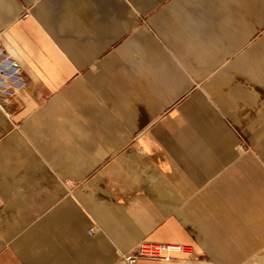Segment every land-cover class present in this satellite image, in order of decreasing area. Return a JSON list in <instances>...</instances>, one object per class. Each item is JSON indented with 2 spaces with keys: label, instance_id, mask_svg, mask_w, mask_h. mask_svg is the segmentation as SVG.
I'll return each mask as SVG.
<instances>
[{
  "label": "crops",
  "instance_id": "crops-1",
  "mask_svg": "<svg viewBox=\"0 0 264 264\" xmlns=\"http://www.w3.org/2000/svg\"><path fill=\"white\" fill-rule=\"evenodd\" d=\"M0 44V264L264 244V0H0Z\"/></svg>",
  "mask_w": 264,
  "mask_h": 264
},
{
  "label": "rangeland",
  "instance_id": "rangeland-1",
  "mask_svg": "<svg viewBox=\"0 0 264 264\" xmlns=\"http://www.w3.org/2000/svg\"><path fill=\"white\" fill-rule=\"evenodd\" d=\"M22 13H23L22 14L23 17H27L30 15L29 9H26L25 11L22 10ZM0 46H1L0 48L2 49V51H4L3 55L1 54V56H3L2 58L4 59L5 58L4 57L5 48L1 44H0ZM0 60L2 62L4 61L2 59H0ZM6 61H10V62H13L16 64L15 61H11L8 58L6 59ZM7 63H9V62H7ZM16 70L18 73L19 85L17 87L13 85L11 87L13 89L9 90L8 93H14L16 88L20 89L21 85H23V84L25 85V83H24V81L20 75V72L22 71V66L19 67L17 65ZM141 242H146V243H149L152 245H161V246L164 244H167V243H157V242L149 241L147 239H143L138 243V245ZM168 244H171V243H168ZM138 245L129 253L134 252L137 249ZM179 245H183L184 249L188 252H183L184 253L183 255H174V256L170 253L171 251L169 253L164 252V256H169L168 260H165V259H149V258H139V259H148V260H155V261H172V263H179V264H220V263L213 262V260L210 258V256L208 254H206L204 252L197 251L196 249H194V247H192L190 245H186V244H182V243H180ZM129 253H127V254H129ZM125 254H121L120 260L122 259L123 255H125ZM166 254H168V255H166ZM233 258H234L233 264H264V244L260 248L256 249L255 252L250 251L247 253H239L238 255L234 254ZM139 259H137V261ZM118 264H120V262H118Z\"/></svg>",
  "mask_w": 264,
  "mask_h": 264
},
{
  "label": "built area",
  "instance_id": "built-area-1",
  "mask_svg": "<svg viewBox=\"0 0 264 264\" xmlns=\"http://www.w3.org/2000/svg\"><path fill=\"white\" fill-rule=\"evenodd\" d=\"M1 47V46H0ZM2 49L0 48V59L3 60ZM9 62V63H7ZM17 65L10 61H1L0 60V86L12 90L13 85H19ZM93 231H90L92 233ZM170 251H180L188 252L184 249L183 245L179 244H164V245H152L146 242H141L137 249L129 254L123 255L120 260V264H134L139 258H149V259H165L168 260L169 256H164V252L169 253ZM168 255V254H166Z\"/></svg>",
  "mask_w": 264,
  "mask_h": 264
},
{
  "label": "bare ground",
  "instance_id": "bare-ground-1",
  "mask_svg": "<svg viewBox=\"0 0 264 264\" xmlns=\"http://www.w3.org/2000/svg\"><path fill=\"white\" fill-rule=\"evenodd\" d=\"M127 254V253H126Z\"/></svg>",
  "mask_w": 264,
  "mask_h": 264
}]
</instances>
